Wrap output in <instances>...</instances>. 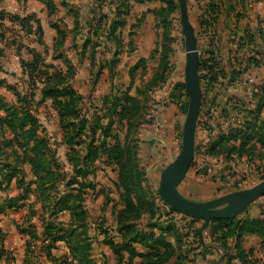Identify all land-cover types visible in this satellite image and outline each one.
<instances>
[{
	"label": "rangeland",
	"instance_id": "1",
	"mask_svg": "<svg viewBox=\"0 0 264 264\" xmlns=\"http://www.w3.org/2000/svg\"><path fill=\"white\" fill-rule=\"evenodd\" d=\"M78 1V25H72L73 15L66 14L59 4L50 14L36 0L24 5L16 0L0 3V11H6V18L0 21V264L128 261L127 252L115 249L117 243L126 242V237L116 231V213L124 200L114 185L116 171L105 166L106 158H98V148L104 142L129 147L128 157L133 160L129 166L139 173L145 197L161 210L157 221L169 223L170 210L174 209L162 198L159 185L163 171L175 162L181 150L190 102L185 91L186 43L179 1L129 0V7L124 1L122 9L121 0ZM230 2L235 0H188L201 60L203 102L195 160L179 186L188 200L220 209L232 207L234 195L264 181V128L259 129L264 120V25L259 13L251 17L256 16L254 26L247 23L246 6L238 1L230 14ZM99 5L102 11L96 12ZM29 8L41 17L45 34L40 35L35 28L29 33L33 21L23 27L21 21L12 19L14 15L25 16ZM213 9H222L214 29L208 15ZM119 11L124 13L118 15ZM102 16H112L124 25L109 35L111 25H98ZM51 20L57 21L65 35L50 27ZM92 20L94 26L88 27ZM246 26L254 34L246 37ZM30 49L50 65L40 69L68 72L67 83L84 96L78 106H69L73 111L66 110L65 121L59 115L64 110L60 111L50 97L42 100V85L36 78L30 81L24 71L22 61L33 58ZM110 86L122 92L119 98L123 100L118 104L126 106L127 116L117 119L109 129L110 110L105 120L98 116L101 108L105 110L100 95L107 94ZM34 92L35 98L26 104ZM176 102L185 104L179 127L173 121L168 123L164 114L165 108ZM23 111L38 121L39 136L48 146L52 179H42L45 172L35 174L24 161L29 156L20 152L27 137L20 135L19 129L1 123ZM82 113L88 119L85 126L78 115ZM80 128L81 135L77 136ZM175 130L179 135L176 144L170 142ZM32 145L30 141L29 147ZM213 146L214 151H209ZM96 151L97 157H93ZM80 168L87 173L82 175ZM10 199L16 200L11 204ZM155 216H145L140 222L146 224ZM243 216L263 217L264 196L249 203L235 218ZM178 220L176 227L184 243H196L195 229L199 225L195 223L192 228L184 219ZM61 225L64 230L59 232ZM262 239L260 247L253 243L257 239L247 238L255 247L250 257L253 264H264ZM190 254L198 255L197 251ZM214 257L217 259L219 253Z\"/></svg>",
	"mask_w": 264,
	"mask_h": 264
},
{
	"label": "trees",
	"instance_id": "2",
	"mask_svg": "<svg viewBox=\"0 0 264 264\" xmlns=\"http://www.w3.org/2000/svg\"><path fill=\"white\" fill-rule=\"evenodd\" d=\"M125 1L126 8L129 7V0H121V3ZM118 7V6H117ZM119 8H123V3L119 6ZM215 9V7H214ZM124 12H120L119 14H123ZM5 14H0V21L4 20L6 17ZM116 16V15H115ZM105 16H103L104 18ZM12 19H16L18 21H21V25L24 27L26 25H30L31 22L36 19L33 17V15L30 16H18L14 15L12 16ZM264 23V21H263ZM76 24H79V21L76 22ZM2 25V22H0V27ZM120 25H124L123 21H114L111 25V29L108 30L109 35H113L116 33L117 28ZM94 22L93 20L89 23L88 27H93ZM33 28L36 29V32H39L40 35L43 33V29L41 26L33 25L31 27V30L29 33L32 32ZM54 28H56L58 34L65 35L64 30L62 28L55 24ZM88 29V33H91ZM39 35V36H40ZM91 38H88L86 41L90 42ZM30 53H32L33 58L32 60H23V65L25 67L24 71H27V74L30 78V81L34 82V78H36V82H40L42 85L40 96L42 100L46 98H52L56 104V106L59 108L60 111L64 110V114L60 113L61 121L66 119L68 115L66 114V110L68 113H71L73 110L69 109V106L76 107L84 100V96L81 95L77 90H75L72 86H70L67 83L68 80V72H63L60 69L54 68L52 72L49 70H43L40 69V66L49 68L50 65H45L44 59L35 52L34 49H30ZM122 95H126V93H123ZM36 94L35 92L30 95V99L23 98L26 104H29L32 102L35 98ZM121 95H109L106 96L103 106L101 108V114L98 116V119L105 120V116L107 117L108 111L110 110L112 116L110 119V127L116 122V120H124L126 119V106L121 107L120 103L118 104V101H122L123 98H119ZM79 103V104H78ZM120 106V107H119ZM183 109L185 108V104L182 105ZM118 107V108H117ZM15 114H17L15 112ZM110 114V115H111ZM79 117L83 119L82 124L85 126V124L88 122L87 118L81 114H78ZM16 118L12 119L9 118L5 122L2 121V124H7L12 129H19L20 135L27 137V140L24 142V148L20 152L21 154L28 155L29 159L26 157L24 161L29 162L31 165L33 171L35 174H39L41 171L45 172V175H41L40 177L42 179H52V168L50 165V162L48 161V155H47V144L46 141L40 136L38 133V130L36 127L38 124V121L34 115H32L30 112H21L20 115H15ZM258 118V117H257ZM257 118L255 119V124L257 123ZM65 121V120H64ZM72 122H69L71 124ZM72 125V124H71ZM73 126V125H72ZM101 127V125H98V128ZM260 128H264V120L260 123ZM83 128V127H82ZM82 128L76 132L77 136L81 135ZM93 133H95L94 130H92ZM108 132L106 131L105 136L107 138ZM235 136V135H234ZM70 139V138H69ZM228 139V138H227ZM44 140V141H43ZM247 140H249V137L247 136ZM32 142V146L29 147V142ZM45 142V145L44 143ZM103 146V147H102ZM216 146V145H215ZM215 146L211 147L209 151L213 152L215 149ZM43 147V148H41ZM92 148V145H91ZM128 148L125 144L120 145H110L107 142H104V145L102 144L98 148V158L102 155H105L106 158L114 162L118 166V175H119V186L117 187L122 192V198L124 200V206L120 208L117 211V228L116 231L126 237V242L124 243H117L115 246V249L120 251H125L128 253V261L126 262H118L115 264H166L169 259L174 255L176 248L175 245L172 242L166 241L165 237L162 236H155L154 232H142L137 229L136 223L141 220L144 213H149L151 217L157 215L159 213L160 208L155 204L154 202H151L150 199L145 197L144 194V188H143V181H140L138 179L139 173L136 170H133L131 166H129V162H133L132 158L128 157ZM97 149V148H95ZM20 154V155H21ZM90 155V154H89ZM89 155L86 156V158H89ZM20 157V156H19ZM93 157H97V151L95 152V155ZM22 161V162H24ZM23 175H25V170L20 169L19 170ZM78 172L82 173V175H85L87 173L86 170H82L81 168L78 170ZM142 178V177H141ZM16 199H10L9 202L12 204L15 202ZM17 200H20L17 198ZM170 213H179L175 211L174 209L170 210ZM168 214V213H167ZM193 222H196V219H193ZM161 228V233H170L175 236L176 240V247L183 249L184 248V240H183V234L180 233V230L176 227V224L173 222L172 219H170V222L167 224H162L159 226ZM59 232H62L64 230V227L61 225L58 229ZM202 230V227H199L195 229L196 236L200 235V231ZM210 235L221 244L222 248L227 251L229 249L228 246V240L230 238L235 239V250L236 254L234 257H237L241 264H253L252 260L250 259L251 255L250 253H247L242 247H241V238L245 233H252V234H258L261 237H264V216L263 217H251V216H243L240 218H232V219H216L212 221L210 227ZM52 229H49V232H51ZM139 243L143 246L149 248V252L144 253L137 250L135 244ZM137 258H140V261H137ZM233 256L228 255V261L231 264ZM108 264V263H104Z\"/></svg>",
	"mask_w": 264,
	"mask_h": 264
},
{
	"label": "crops",
	"instance_id": "3",
	"mask_svg": "<svg viewBox=\"0 0 264 264\" xmlns=\"http://www.w3.org/2000/svg\"><path fill=\"white\" fill-rule=\"evenodd\" d=\"M2 1L3 0H0V3ZM29 1L30 0H16V2H18L19 4H22V5L27 4ZM36 1H38V2L40 1V3L42 2L44 4V6L46 7L47 12L50 11V14L52 13V11L54 9L56 10L58 8V6L61 5L65 9L66 14L73 15L74 23L72 21V25H74L75 22L79 21V18L76 17L77 16V12L79 11V9H78V7L76 5V3L77 4L79 3L78 0H36ZM237 1L240 4L246 6V10H245L246 11V15H245L246 19H245V21L247 23H250L251 26H254V24H252V22L256 19V16H255V19H252L251 17H254L253 15L254 14L256 15V13H257V15L259 13V16L261 17L260 19L262 20L260 23H262L264 25V23H263V21H264V7H263L264 6V0H235V2H230V7H229L230 8L229 9L230 10V14L235 10L234 8H236ZM257 7H258V10H259L260 7H262V9L260 11H258V10H256ZM222 9H224L223 6H222ZM222 9H220L219 12H218V10L215 11L214 9L213 10H208V15L210 16L209 18H212V23H213L212 27H213V29L218 24V23H216V21H217L216 17L219 15V13L222 12ZM226 9H227V7H226ZM95 11L96 12L102 11L101 6L99 5V7ZM4 12L6 13V11H4ZM4 12H3V10H1L0 14H2ZM26 13L27 14L25 16L33 15V17L36 19V21L33 20V24L35 25V27L36 26H41L42 29H43V33L45 34L43 21H42L41 17L39 16V14L36 12V10H30V8H29ZM109 13H110V15H114L112 10H110ZM21 17H23V16H21ZM114 19L115 18H113L112 16H109V17L105 16L104 18L102 16V18L98 19V25H103V26L112 25L113 22H114ZM215 19H216V21H215ZM218 21H219V19H218ZM49 23H50L49 24L50 27L54 28V25L57 24V21L55 20V21L52 22V20H51V21H49ZM58 23L60 24V22H58ZM252 28H254V27H252ZM223 29L227 30L225 27ZM259 30H262V29L260 28ZM244 31L246 32V37L251 35V33L254 34V31L251 30V28L249 26H246V29ZM74 89H75V87H74ZM121 93L122 92H119L118 89L116 90L114 86H110V91L107 94L102 93L100 95L101 97L99 99L101 100V102L104 103V100H105L106 96H109V95H121ZM172 105L169 108H165L166 113H164V114L166 115L167 121H169L168 123L173 121V123L175 124V127H176L179 124H181L180 123L181 119H183V114H182L183 106L181 105L180 102H178V103L176 102L175 105H173V106ZM173 107H175V108H173ZM173 117H174V120L172 119ZM185 121H186V119H185ZM185 121H184V124H185ZM174 133L175 134L172 136V139H170V142L173 141L176 144L178 142L179 135H178V132L176 130H175ZM182 142H183V139H182ZM181 148H182V144H181ZM180 152H181V150H180ZM178 155H177V157H178ZM102 156H103V158L105 160L106 156L105 155H102ZM194 160H195V158H194ZM105 164H107L105 166H110L112 168V170L116 171L117 177L115 176V178H113V179H114V185H116V188H117L119 186V183H118L119 182L118 166L114 162L109 161L107 158H106V163ZM183 180H182V182H183ZM181 183L179 184V186L181 185ZM179 186H178V190H179ZM179 192H180V190H179ZM145 216H147L149 219H151V215L149 213H147V212L144 213L142 218H144ZM159 217L160 216L156 215L154 217L153 221H147L146 224L145 223H141L140 221H138L136 223L137 229L142 231V232H154L156 237L159 236V237L162 238L161 235H164L166 241L172 242L175 245L176 251H175L174 255L169 259V261L174 259V261L171 264H200V263L201 264H208L209 261L212 264H230L228 259H227L228 255L233 256L231 264H241L240 260L237 257H234L235 254H236L235 239L234 238H230L228 240L229 249L227 251H225L222 248L221 244L219 242H217L212 236L209 235L210 234L209 227H210L212 222H210L209 224H206V221L203 220V219H196V222H193L194 218H191V217H189V216H187V215H185L183 213H171L170 219L174 220L173 222L175 224L179 221L178 219H180V220L184 219V221L187 224H189L190 227L192 226V228H193V225L195 223H196V225H199L198 228L202 227V230L200 231V235L196 237L197 238L196 243H194V242H192V243L191 242L184 243V248L180 249V248L176 247V240H175V236L173 234L166 233V232L161 233L162 231H161V228L159 226L162 225V222L160 220L157 221V219ZM116 228H117V213H116ZM208 232H209V234H208ZM207 235H209V237ZM249 236L254 237V239H257V241L253 242V243H256V245L258 244L260 247L262 246V240L263 239H262V237L260 235L252 234V233H245L242 236V238H241V247L247 253H250V255H254V251L251 250V249L255 248V247L251 246L248 243L249 241H247V238ZM248 245H250V246H248ZM135 246H136L137 250L140 251V252H144V253L149 252V248L143 246L142 244L136 243ZM138 246L143 247V250L142 249L140 250V248H138ZM192 251H197L198 255L196 257L192 256L193 257L192 258L190 256L191 255L190 253ZM217 253H219V257L217 258L218 260L215 259V257H214ZM140 260H141L140 258H137V261H140ZM169 261L166 264H168Z\"/></svg>",
	"mask_w": 264,
	"mask_h": 264
},
{
	"label": "water",
	"instance_id": "4",
	"mask_svg": "<svg viewBox=\"0 0 264 264\" xmlns=\"http://www.w3.org/2000/svg\"><path fill=\"white\" fill-rule=\"evenodd\" d=\"M181 12V25L186 43V81L185 91L190 98L189 109L183 129L181 152L175 162L165 168L159 186L160 193L174 209L194 219H203L206 224L216 219H232L249 203L264 196V181L246 190H241L235 197L234 205L227 209L211 208L205 204L188 200L178 190L195 158L196 134L203 102L200 66L201 60L196 48L194 27L190 21L188 0H178Z\"/></svg>",
	"mask_w": 264,
	"mask_h": 264
}]
</instances>
